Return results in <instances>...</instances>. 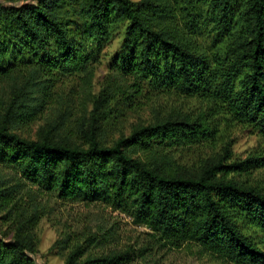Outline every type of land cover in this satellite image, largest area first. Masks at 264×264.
Instances as JSON below:
<instances>
[{"label": "trees", "instance_id": "obj_1", "mask_svg": "<svg viewBox=\"0 0 264 264\" xmlns=\"http://www.w3.org/2000/svg\"><path fill=\"white\" fill-rule=\"evenodd\" d=\"M102 64L108 80L84 126L54 131L56 84ZM0 81L8 86L0 100V264H39L33 229L51 197L107 205L146 228L148 245L191 244L230 264H264V191L237 178L264 167V147L239 159L227 144L199 171L179 163L182 151L214 140L220 119L264 139V0L0 2ZM159 93L196 98L210 117L169 115L104 139L103 119L116 122ZM41 119L35 138L20 133ZM101 227L58 238L63 264L142 257L130 246L87 252L116 238L114 227Z\"/></svg>", "mask_w": 264, "mask_h": 264}, {"label": "rangeland", "instance_id": "obj_2", "mask_svg": "<svg viewBox=\"0 0 264 264\" xmlns=\"http://www.w3.org/2000/svg\"><path fill=\"white\" fill-rule=\"evenodd\" d=\"M16 0H0V2ZM138 1V0H133ZM91 74L75 78H62L55 86L56 95L52 101V107L58 106V116L54 131L64 133L62 130L66 125L73 127L84 126L92 110V99L108 80L105 66L93 67ZM5 81H0V100L7 99L8 89ZM122 94V93H121ZM121 95L117 92L113 95L112 102L115 107L121 103ZM120 105V104H119ZM62 110H66L65 113ZM54 110L51 109L53 113ZM61 111V113H59ZM205 111V112H204ZM201 112L209 118L207 105L188 96H180L174 93L149 94L142 97L137 107L128 109L118 121L106 124V141L117 139L120 136L128 135L133 128L154 122L157 119H165L169 115L188 113L194 117ZM55 114V113H54ZM68 115V116H67ZM52 117H54L52 115ZM63 119V120H62ZM216 123L215 121H213ZM114 123V124H112ZM44 124V119L34 122L30 127L20 130L23 136L35 138L37 131ZM219 132L214 140L200 146L193 151H182L180 162L186 161L184 166L189 170L199 171L211 161V159L226 155L224 148L228 144L229 152L233 158H245L250 153L264 147V139L252 128L243 124L225 122L220 119ZM63 131V132H62ZM73 138L80 142L84 139L79 133H73ZM239 180L247 178L250 182L264 191V167L254 168L249 174L237 176ZM48 213L40 219L33 229L34 247L36 250L35 260L39 264H63L67 249H59L54 243L56 240L72 229L77 233L89 231L96 225L101 228L114 227L117 236L109 244L99 245L87 252L97 255L111 249H124L133 247L134 253H142V257L129 264H230L222 259L210 255L199 249L198 246L183 244L180 248L160 247L153 243L148 245L146 228L135 225L131 219L115 211L107 205L83 204L79 202H61L51 197L46 198ZM5 229V226H1ZM79 235V234H78ZM145 246L149 249L144 250ZM142 247V248H141ZM141 248V250H139ZM133 254V252H132Z\"/></svg>", "mask_w": 264, "mask_h": 264}]
</instances>
